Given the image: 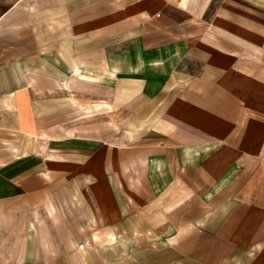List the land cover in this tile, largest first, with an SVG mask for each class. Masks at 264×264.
Returning a JSON list of instances; mask_svg holds the SVG:
<instances>
[{
	"label": "crops",
	"instance_id": "0c3cea01",
	"mask_svg": "<svg viewBox=\"0 0 264 264\" xmlns=\"http://www.w3.org/2000/svg\"><path fill=\"white\" fill-rule=\"evenodd\" d=\"M0 138L54 264H264V0H0Z\"/></svg>",
	"mask_w": 264,
	"mask_h": 264
},
{
	"label": "rangeland",
	"instance_id": "374dc122",
	"mask_svg": "<svg viewBox=\"0 0 264 264\" xmlns=\"http://www.w3.org/2000/svg\"><path fill=\"white\" fill-rule=\"evenodd\" d=\"M130 130L131 127L127 126L122 131H125L127 135H131ZM114 132L117 133L116 128ZM0 140L4 139L0 138ZM8 149L10 148L0 142V170L7 167L3 165L7 164L12 157V153ZM49 196L53 197V195ZM29 199L21 198L4 201L0 198V264L55 263L54 257L49 256L48 251H46L47 248L51 247V243L55 241L42 239L39 231H37L38 226L43 224V220L38 221L39 215H41L40 213L43 210L41 211L34 207L37 206L35 204L38 201L42 202L43 200ZM55 243L58 244L59 241ZM110 243V248H116L115 242ZM101 245V241L95 240L93 248L97 249ZM110 259L111 264L117 261L113 254H111Z\"/></svg>",
	"mask_w": 264,
	"mask_h": 264
}]
</instances>
